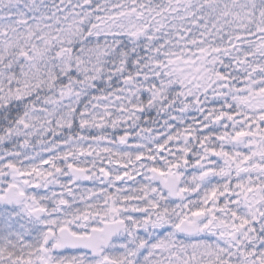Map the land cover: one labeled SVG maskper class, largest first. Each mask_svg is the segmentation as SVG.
<instances>
[{
    "label": "snow or ice",
    "instance_id": "1",
    "mask_svg": "<svg viewBox=\"0 0 264 264\" xmlns=\"http://www.w3.org/2000/svg\"><path fill=\"white\" fill-rule=\"evenodd\" d=\"M0 264H264V0H0Z\"/></svg>",
    "mask_w": 264,
    "mask_h": 264
}]
</instances>
